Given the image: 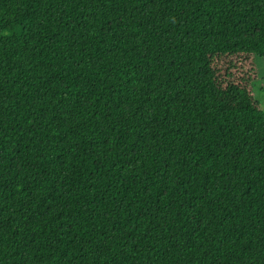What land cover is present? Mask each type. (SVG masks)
<instances>
[{
	"label": "trees",
	"instance_id": "16d2710c",
	"mask_svg": "<svg viewBox=\"0 0 264 264\" xmlns=\"http://www.w3.org/2000/svg\"><path fill=\"white\" fill-rule=\"evenodd\" d=\"M264 0H0V264H264Z\"/></svg>",
	"mask_w": 264,
	"mask_h": 264
},
{
	"label": "rangeland",
	"instance_id": "374dc122",
	"mask_svg": "<svg viewBox=\"0 0 264 264\" xmlns=\"http://www.w3.org/2000/svg\"><path fill=\"white\" fill-rule=\"evenodd\" d=\"M258 68V79L253 86L255 100L259 103L261 110L264 112V61L255 60Z\"/></svg>",
	"mask_w": 264,
	"mask_h": 264
}]
</instances>
